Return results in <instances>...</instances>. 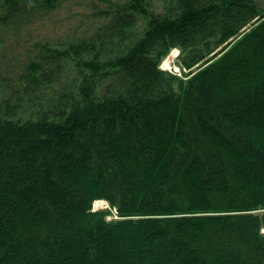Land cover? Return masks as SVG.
I'll return each mask as SVG.
<instances>
[{"label": "trees", "instance_id": "trees-1", "mask_svg": "<svg viewBox=\"0 0 264 264\" xmlns=\"http://www.w3.org/2000/svg\"><path fill=\"white\" fill-rule=\"evenodd\" d=\"M263 229L264 0H0V264H264Z\"/></svg>", "mask_w": 264, "mask_h": 264}, {"label": "rangeland", "instance_id": "rangeland-1", "mask_svg": "<svg viewBox=\"0 0 264 264\" xmlns=\"http://www.w3.org/2000/svg\"><path fill=\"white\" fill-rule=\"evenodd\" d=\"M79 3H83V2H86V0H77ZM71 8H73L76 12L77 11H83V9H81V7H75L73 5L70 6ZM68 13H69V6H67L64 11H62L61 15H60V18H70L68 16ZM53 16V15H52ZM218 52V51H216ZM215 52V53H216ZM179 54H180V51L176 48L172 49L168 55L160 62V66L161 68H163L164 72H167L169 74H173V75H176L178 77H184V75L186 76H189L188 73H189V70H184L181 68L179 62H178V59H179ZM168 59H171V61H168ZM198 68V66L195 67V69ZM100 205H96L97 207H95L96 210H101V211H104V210H109L110 207H107L106 206V202L104 201H99ZM116 216L114 214H111L109 216L106 217V219L108 221H112V220H116ZM262 233H264V229L262 231Z\"/></svg>", "mask_w": 264, "mask_h": 264}, {"label": "bare ground", "instance_id": "bare-ground-1", "mask_svg": "<svg viewBox=\"0 0 264 264\" xmlns=\"http://www.w3.org/2000/svg\"><path fill=\"white\" fill-rule=\"evenodd\" d=\"M168 61H171V59H168ZM96 205H97V206L100 205L99 201L95 203V207H97ZM95 207H93V210H96ZM98 207H99V206H98ZM109 210H110V208H109Z\"/></svg>", "mask_w": 264, "mask_h": 264}]
</instances>
